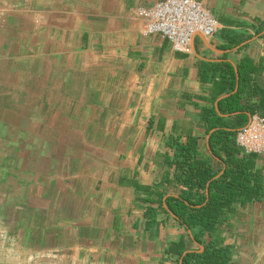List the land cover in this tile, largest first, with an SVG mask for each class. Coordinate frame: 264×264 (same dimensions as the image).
I'll use <instances>...</instances> for the list:
<instances>
[{
    "label": "crops",
    "instance_id": "crops-1",
    "mask_svg": "<svg viewBox=\"0 0 264 264\" xmlns=\"http://www.w3.org/2000/svg\"><path fill=\"white\" fill-rule=\"evenodd\" d=\"M157 1L0 0V264H181L198 247L165 202L186 188L175 143L223 166L202 115L240 128L218 102L244 58L242 102L264 114V0H201L219 26L188 52L142 32L133 8ZM201 237L264 264V198Z\"/></svg>",
    "mask_w": 264,
    "mask_h": 264
},
{
    "label": "trees",
    "instance_id": "trees-1",
    "mask_svg": "<svg viewBox=\"0 0 264 264\" xmlns=\"http://www.w3.org/2000/svg\"><path fill=\"white\" fill-rule=\"evenodd\" d=\"M260 29V27L258 28ZM239 40L235 42L237 44ZM258 67L250 58L241 60L238 66L239 87L234 69L230 70L228 83L220 82L229 88V94L218 102L220 113L238 112L240 128L249 121V115L259 112L242 102L244 83L250 79ZM261 113L263 116L264 114ZM203 120L209 137L210 150L223 164L214 168L205 160L198 158L197 138L190 137L186 142H177L176 179L185 186L178 195H169L165 202L172 212L187 228L200 227L194 234L198 247L180 250L178 263L181 264H231V246L222 240L212 238L204 241V231L211 235L218 223L225 221L236 204H245L264 198V172L256 164L257 153H246L236 143L239 127L228 123L215 107L203 111ZM223 170L221 173L220 171ZM202 246V250L200 247ZM186 253L184 254V252Z\"/></svg>",
    "mask_w": 264,
    "mask_h": 264
},
{
    "label": "built area",
    "instance_id": "built-area-1",
    "mask_svg": "<svg viewBox=\"0 0 264 264\" xmlns=\"http://www.w3.org/2000/svg\"><path fill=\"white\" fill-rule=\"evenodd\" d=\"M135 15L144 20V34H160L168 39L176 51H190L194 37H211L219 22L201 0H158L151 6L133 8ZM236 143L246 153L264 155V116L255 112L236 135Z\"/></svg>",
    "mask_w": 264,
    "mask_h": 264
},
{
    "label": "water",
    "instance_id": "water-1",
    "mask_svg": "<svg viewBox=\"0 0 264 264\" xmlns=\"http://www.w3.org/2000/svg\"><path fill=\"white\" fill-rule=\"evenodd\" d=\"M238 87H239V79H238V77H237V84H236V87H235V89H234V91L233 92H235V91H237L238 90ZM224 97V96H223ZM250 117H251V115H249V120H250ZM203 248H201V250H202ZM264 252V250L261 252V254L259 255V257L262 255V253Z\"/></svg>",
    "mask_w": 264,
    "mask_h": 264
}]
</instances>
